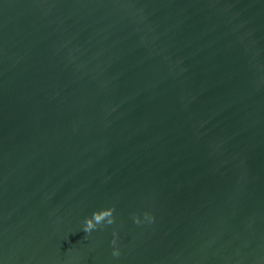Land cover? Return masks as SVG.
<instances>
[{"label":"water","instance_id":"95a60500","mask_svg":"<svg viewBox=\"0 0 264 264\" xmlns=\"http://www.w3.org/2000/svg\"><path fill=\"white\" fill-rule=\"evenodd\" d=\"M0 264H264V0H0Z\"/></svg>","mask_w":264,"mask_h":264},{"label":"clouds","instance_id":"9594fccd","mask_svg":"<svg viewBox=\"0 0 264 264\" xmlns=\"http://www.w3.org/2000/svg\"><path fill=\"white\" fill-rule=\"evenodd\" d=\"M88 227H89V228H91V227H92L91 221H89V222H88ZM115 254H118V252H117V253H115Z\"/></svg>","mask_w":264,"mask_h":264}]
</instances>
